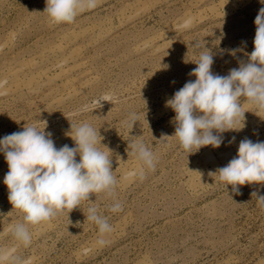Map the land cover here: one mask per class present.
<instances>
[{"label":"rangeland","instance_id":"rangeland-1","mask_svg":"<svg viewBox=\"0 0 264 264\" xmlns=\"http://www.w3.org/2000/svg\"><path fill=\"white\" fill-rule=\"evenodd\" d=\"M45 7L46 0H0V138L25 124L47 125L57 148L71 147V124L90 123L112 152L123 210L112 213V198L91 195L80 208L28 225L32 241L24 246L11 232L23 214L8 200L9 169L0 153V249H16L4 264H264V208L251 196L264 194V185L238 186L236 194L209 175L237 155L242 139L264 141V111L244 102L241 131L223 133L219 148L188 155L171 137L175 113L165 106L195 80L188 75L198 59L194 42L216 53L214 73L238 67L221 50L253 51L254 20L264 3L97 0L72 23L60 24L50 23ZM185 20L188 28L181 27ZM133 112L139 118L131 129L125 121ZM165 135L170 138L160 140ZM133 136L157 158L143 179L129 175L138 167L128 149ZM92 202L109 218L111 232L99 233L86 219Z\"/></svg>","mask_w":264,"mask_h":264},{"label":"clouds","instance_id":"clouds-1","mask_svg":"<svg viewBox=\"0 0 264 264\" xmlns=\"http://www.w3.org/2000/svg\"><path fill=\"white\" fill-rule=\"evenodd\" d=\"M96 3L97 0H46L43 12L48 14L52 24L72 23L79 13L95 8ZM190 24V20H185L181 27L188 28ZM254 24V49L250 54L243 47L221 50L236 58L238 63L227 75L212 71L216 53L205 43H193L198 59L188 75L195 80H188L165 105L175 113L171 121L175 131L171 137L178 139L179 146L188 155L206 146L219 148L224 142L223 133L241 131L245 126L244 102L253 105L256 111H264V7L259 9ZM242 43L246 46V41ZM238 53H244L247 59ZM168 67L161 65L164 69ZM101 101L105 100L97 103L101 105ZM138 118L137 113H130L126 126L132 129ZM46 127L25 124L21 131L0 138V153L9 169L3 181L8 189V200L13 209L23 214L22 222L15 224L11 232L24 246L32 241L28 225L41 224L64 209L70 212L80 208L82 201L91 202V195L104 193L112 198L109 207L112 213L123 210L116 198L118 180L112 170V156L109 155L112 152L101 143L99 129L87 122L71 124L68 135L74 146L65 144L57 148L53 134L45 131ZM133 137L127 141L128 149L138 161V167L129 175L143 179L146 170H155L157 158L143 140ZM167 138L170 137L165 135L160 140ZM233 142L235 137L229 144ZM98 144L108 151H101ZM209 175L218 177L226 187L231 185L236 194H240L238 186L264 185V141L242 139L237 155ZM251 196L264 208V194L253 191ZM86 219L97 225L101 234L113 230L109 218L94 202L87 209ZM98 242L105 243L103 239ZM15 251V247L0 249V264L15 259Z\"/></svg>","mask_w":264,"mask_h":264}]
</instances>
